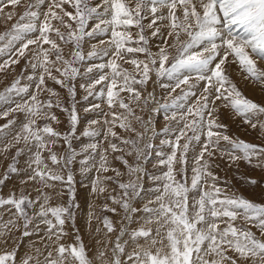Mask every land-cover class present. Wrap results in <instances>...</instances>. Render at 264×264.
I'll return each mask as SVG.
<instances>
[{
    "label": "snow or ice",
    "instance_id": "snow-or-ice-1",
    "mask_svg": "<svg viewBox=\"0 0 264 264\" xmlns=\"http://www.w3.org/2000/svg\"><path fill=\"white\" fill-rule=\"evenodd\" d=\"M0 25V264H264V175L227 177L264 173V0H0Z\"/></svg>",
    "mask_w": 264,
    "mask_h": 264
},
{
    "label": "rangeland",
    "instance_id": "rangeland-1",
    "mask_svg": "<svg viewBox=\"0 0 264 264\" xmlns=\"http://www.w3.org/2000/svg\"><path fill=\"white\" fill-rule=\"evenodd\" d=\"M3 26L0 25V31H3ZM21 64H23V61L21 62ZM127 67V65H125ZM19 70V68L17 69ZM8 81H4L3 83H0V90L3 89V85L6 84ZM250 89V90H249ZM63 93V90H60ZM245 94L249 95L252 98H259V93H258V88L256 87H248L246 89H244ZM83 95L82 90H78V95H77V100H80L81 96ZM91 100V98H90ZM84 106H86V102L82 101L80 102V104L78 105V108L82 109ZM56 112V114L59 116L60 120L63 121V124L60 125V130H65L67 127V114L66 113H61L58 109L54 110ZM92 118V115H89L88 117H86V119H90ZM20 120H23V116H19ZM226 123L229 121H225ZM6 123L5 120H0V125ZM162 123V121H161ZM55 126V125H54ZM83 125H81L82 127ZM232 132L236 133L238 136H240L241 138L245 139L246 141H250V142H256L258 143L259 141L256 140V134L250 133V134H244L242 132L239 131V129L236 128L235 125H230ZM119 131V130H118ZM84 142H87L86 140ZM156 143H158V141H156ZM155 163V157L151 158V161L147 164V168L149 169L150 172L154 171L152 165ZM218 174L221 176L225 175L224 171L221 170H217ZM262 175H264V173H262L259 169H253L251 167H249L247 164H245L244 162H240L239 164V169L237 170L236 168H232V169H228L227 171V177L229 179L232 180V182L234 184H236V186L238 188L241 189V191L244 193V195L248 198L251 199H255V200H260L262 198V193H261V189L257 188V187H250L248 185H243V187L241 186L243 181L239 178V176H244V177H256L257 179H259ZM77 181L80 180V176L77 173L76 176ZM5 193L7 192V189L4 190ZM89 197H88V191L81 187L79 185V183L77 184V200L81 205V210L78 216V226H82L83 225V217L84 214L88 211V202H89ZM97 203H99V201H96ZM86 241H87V237H85Z\"/></svg>",
    "mask_w": 264,
    "mask_h": 264
},
{
    "label": "bare ground",
    "instance_id": "bare-ground-1",
    "mask_svg": "<svg viewBox=\"0 0 264 264\" xmlns=\"http://www.w3.org/2000/svg\"><path fill=\"white\" fill-rule=\"evenodd\" d=\"M250 90V89H249Z\"/></svg>",
    "mask_w": 264,
    "mask_h": 264
}]
</instances>
